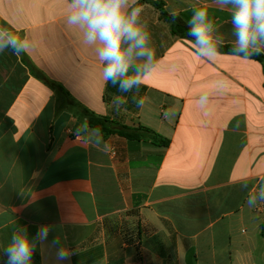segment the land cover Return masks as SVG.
Masks as SVG:
<instances>
[{
    "label": "crops",
    "instance_id": "obj_1",
    "mask_svg": "<svg viewBox=\"0 0 264 264\" xmlns=\"http://www.w3.org/2000/svg\"><path fill=\"white\" fill-rule=\"evenodd\" d=\"M138 3L157 64L138 91L120 92L66 24L68 0H0V26L30 42L19 57L0 53V250L20 225L31 236L52 225L32 264H264V204L246 203L264 183V63L202 58L153 4L185 26L207 7L231 45L229 12L214 0ZM36 71L91 112L144 126L168 146L77 140L84 118ZM116 97L126 100L119 112ZM57 236L74 252L67 260L56 259Z\"/></svg>",
    "mask_w": 264,
    "mask_h": 264
},
{
    "label": "clouds",
    "instance_id": "obj_2",
    "mask_svg": "<svg viewBox=\"0 0 264 264\" xmlns=\"http://www.w3.org/2000/svg\"><path fill=\"white\" fill-rule=\"evenodd\" d=\"M220 10H228L231 25L232 44L228 55L249 60L264 55V0H214ZM66 24L76 29L82 43L94 47L97 60L102 65V78L105 84L119 86L120 92L137 91L146 84L157 64L155 50L151 46V34L146 22L141 20L143 6L138 0H68ZM175 21L179 13L169 10ZM219 26L210 18L209 9L204 6L192 9L187 20V37L199 56L208 61L224 55L223 37L218 36ZM11 27L0 26V53L11 51L16 56L26 54L30 48L28 38L20 37ZM139 61V62H138ZM131 69V71H130ZM205 101L207 97H203ZM126 100L116 97L112 101L113 110L119 112ZM144 101H136L143 108ZM78 139L92 146L103 143V132L90 125L84 117L73 130ZM243 187L247 188V184ZM258 201L264 204V183L257 193H249L246 203L249 208L257 207ZM54 226L41 225L35 236H31L26 226L20 225L10 237L0 254L7 257V264H32L38 244H43ZM57 247V261H64L74 254L73 250L61 244L57 236L52 241Z\"/></svg>",
    "mask_w": 264,
    "mask_h": 264
},
{
    "label": "trees",
    "instance_id": "obj_3",
    "mask_svg": "<svg viewBox=\"0 0 264 264\" xmlns=\"http://www.w3.org/2000/svg\"><path fill=\"white\" fill-rule=\"evenodd\" d=\"M141 1L145 2L146 0H141ZM153 4L160 11V14L163 17V19L170 23L171 31L173 34L191 40L190 38L187 37V26H185L183 23H180L177 19L173 21L171 16L168 15L163 10L162 6L159 3H153ZM229 46L230 45H225V47L222 49V52L227 54L229 50ZM251 59L259 63H264V55H257L252 57ZM33 75L37 80L41 81L52 90L64 93L67 97L66 100L67 106L73 108L83 118L87 117L91 126L101 128L103 132V137L116 135L121 138H124L127 141L149 142L153 145L163 148L168 146V141L159 134H157L156 132L144 126H136V127L125 126L116 121H113L109 117L99 116L91 112L90 110L84 108L81 104L72 100L60 86L50 81L48 78L40 74L38 71H36ZM260 235L264 237V224L260 226Z\"/></svg>",
    "mask_w": 264,
    "mask_h": 264
},
{
    "label": "rangeland",
    "instance_id": "obj_4",
    "mask_svg": "<svg viewBox=\"0 0 264 264\" xmlns=\"http://www.w3.org/2000/svg\"><path fill=\"white\" fill-rule=\"evenodd\" d=\"M241 229H245V226H241V228H238L239 232L241 231Z\"/></svg>",
    "mask_w": 264,
    "mask_h": 264
}]
</instances>
